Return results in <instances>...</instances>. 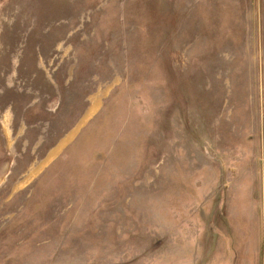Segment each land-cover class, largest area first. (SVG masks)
Masks as SVG:
<instances>
[{
	"label": "rangeland",
	"instance_id": "rangeland-1",
	"mask_svg": "<svg viewBox=\"0 0 264 264\" xmlns=\"http://www.w3.org/2000/svg\"><path fill=\"white\" fill-rule=\"evenodd\" d=\"M0 264H264V0H0Z\"/></svg>",
	"mask_w": 264,
	"mask_h": 264
}]
</instances>
